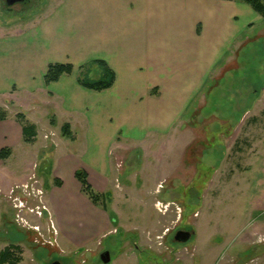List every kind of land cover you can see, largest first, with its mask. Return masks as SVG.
Segmentation results:
<instances>
[{
  "label": "crops",
  "instance_id": "0c3cea01",
  "mask_svg": "<svg viewBox=\"0 0 264 264\" xmlns=\"http://www.w3.org/2000/svg\"><path fill=\"white\" fill-rule=\"evenodd\" d=\"M21 15L12 27L0 26V106L22 112L35 126L34 142H40L41 131L50 130L43 120L49 126L58 123L53 115L75 136H62L65 140L54 146L43 187L45 217L60 250L65 244L84 247L110 230L109 211L81 192L75 171L85 172L95 192L109 194L115 148L167 139L175 130L184 132L182 143L188 141L190 122L181 118L183 113L192 104L191 114L201 113L208 88L219 80L214 75L238 69L239 53L264 37V18L243 0H45L37 11ZM97 61L111 69L114 80L108 88L88 89L78 73L91 65L100 70ZM50 63H68L72 71L45 82ZM262 96L245 92L235 97L232 110L240 116L229 125L232 132L264 115V106L255 105ZM8 114L0 121V150H9L0 159V193L7 183L6 162L25 144L21 125L14 113ZM30 167L20 162L16 181ZM6 214L0 211L1 217Z\"/></svg>",
  "mask_w": 264,
  "mask_h": 264
},
{
  "label": "rangeland",
  "instance_id": "374dc122",
  "mask_svg": "<svg viewBox=\"0 0 264 264\" xmlns=\"http://www.w3.org/2000/svg\"><path fill=\"white\" fill-rule=\"evenodd\" d=\"M43 1L31 0L23 10L24 5L10 9L0 0V26L12 27L21 16H28L21 14L37 11ZM239 56L238 69L226 74V68L214 75L219 80L208 88L199 107L201 113L191 114L193 104L183 113L181 118L190 122L188 141L182 143L184 132L175 130L167 139L114 149L109 194L99 203L109 211V234L81 248L65 244L60 250L49 227H44L46 221L48 224L45 215L39 218L24 209L20 213L29 225L38 221L41 225L33 230L17 224L7 198L13 186L26 182L31 173L44 188L49 180L46 169L50 154L60 139H65L59 116L53 115L58 118L55 126L43 120L42 125L44 122L50 130L41 131L40 142L33 140L16 148L6 162L7 183L1 186L0 211L4 215L7 210V216H0V250L17 247V264H49L54 260L102 264L96 257L102 247L112 251L109 264H264V115H257L251 127L230 130L240 116L232 110L235 97L245 92L251 98L263 95L264 37L253 40ZM78 75L86 80L101 76L96 65L82 68ZM255 105L264 106V96L255 100ZM14 107L3 108L13 116L22 113ZM47 117L51 119V115ZM221 119L227 122L222 124ZM72 131L81 134L76 125ZM79 142L81 138L73 147ZM20 162H29L31 167L23 180L16 181ZM246 166L249 170L244 172ZM28 203L29 207L34 204ZM178 227L194 231L189 242L171 239V231Z\"/></svg>",
  "mask_w": 264,
  "mask_h": 264
},
{
  "label": "trees",
  "instance_id": "16d2710c",
  "mask_svg": "<svg viewBox=\"0 0 264 264\" xmlns=\"http://www.w3.org/2000/svg\"><path fill=\"white\" fill-rule=\"evenodd\" d=\"M248 4L254 11H256L260 16L264 18V0H243ZM101 76L98 79L86 80L79 79L80 84L88 89L101 90L108 88L112 85L114 80V74L103 62L97 61ZM72 71V65L61 64V63H50L46 68L44 74L45 82H51L57 80L62 74H68ZM8 117L6 110L0 106V121L5 120ZM14 118L18 121L22 128V139L25 143H31L36 135L35 126L30 124L25 119L22 113H16ZM50 124L54 123L53 119H50ZM61 135L69 139H74V134L70 131L68 124H63L61 126ZM9 150L7 148H2L0 150V159L3 160L8 156ZM74 177L80 183L81 192L94 204L99 205L100 202L108 194H100L95 192L89 183L87 182L86 174L83 170L77 169L74 173ZM58 183V181H56ZM101 205V204H100ZM105 210V207L102 205ZM17 247L8 246L0 250V264H17L19 258L15 256L14 250Z\"/></svg>",
  "mask_w": 264,
  "mask_h": 264
},
{
  "label": "built area",
  "instance_id": "2783aa9c",
  "mask_svg": "<svg viewBox=\"0 0 264 264\" xmlns=\"http://www.w3.org/2000/svg\"><path fill=\"white\" fill-rule=\"evenodd\" d=\"M11 202V207L14 210V220L17 224L22 227L28 226L33 230H38L39 225H29L28 221L21 215V211L28 209L29 212L34 213L39 218H42L45 213H49L48 207L45 202V190L42 184L38 183L34 173H31L26 182L20 185H15L8 192L7 197ZM28 202H34V204L29 207ZM48 217V214H47ZM26 225V226H25ZM49 231L53 233L54 228L51 223L50 218H48Z\"/></svg>",
  "mask_w": 264,
  "mask_h": 264
},
{
  "label": "flooded vegetation",
  "instance_id": "af4514ba",
  "mask_svg": "<svg viewBox=\"0 0 264 264\" xmlns=\"http://www.w3.org/2000/svg\"><path fill=\"white\" fill-rule=\"evenodd\" d=\"M14 5V4H13ZM25 6V7H27V6H29V5H31V0H16V2H15V7H17V6H19V8H21L22 6ZM113 220V219H112ZM177 231H188V232H190V237H189V239L186 241V242H181V241H179L178 239H176V237H175V234H176V232ZM107 236V235H106ZM194 236V231L193 230H191V231H189V230H186V229H184V228H176L173 232L171 231V239L174 241V242H179V243H182V244H185V243H187V242H189L191 239H192V237ZM105 250H108L109 251V255H110V261H111V258H112V251H111V249L109 248V247H102L98 252H97V255H96V257L98 258V259H100V254L103 252V251H105ZM54 261H57L59 264H61L60 263V261H58V260H54ZM54 261H52V262H54ZM110 261L107 263V264H109L110 263ZM52 262H50V263H52ZM49 263V264H50ZM103 264V263H102Z\"/></svg>",
  "mask_w": 264,
  "mask_h": 264
},
{
  "label": "water",
  "instance_id": "95a60500",
  "mask_svg": "<svg viewBox=\"0 0 264 264\" xmlns=\"http://www.w3.org/2000/svg\"><path fill=\"white\" fill-rule=\"evenodd\" d=\"M16 0H4L5 6L9 8L12 6ZM176 239H178L181 242H186L190 237V232L188 231H177L175 234ZM100 260L103 264H107L110 261V255L109 251L105 250L100 254ZM50 264H59L57 261H54Z\"/></svg>",
  "mask_w": 264,
  "mask_h": 264
}]
</instances>
